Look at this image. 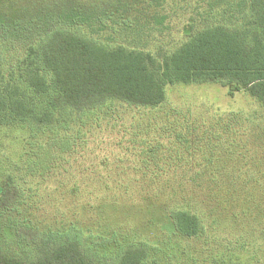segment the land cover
<instances>
[{"label":"rangeland","instance_id":"1","mask_svg":"<svg viewBox=\"0 0 264 264\" xmlns=\"http://www.w3.org/2000/svg\"><path fill=\"white\" fill-rule=\"evenodd\" d=\"M157 12L164 28L147 44L109 29L84 31L108 46L170 50L203 26H239L246 10L236 0L213 7L208 0H162ZM22 50L3 48L5 67ZM226 116L240 120L236 134L214 128ZM209 131L221 133L230 149L218 156L227 168L219 177L230 182L219 190L203 188L211 173L201 169L205 143H184L203 141ZM3 188L17 217L38 227L63 222L95 234L115 231L111 239H88L101 254L92 255L100 258L95 264H116L119 251L138 241L146 264H264V107L233 85L204 81L166 85L154 107L115 100L38 129L0 123ZM173 209L197 213L200 232L176 233Z\"/></svg>","mask_w":264,"mask_h":264},{"label":"trees","instance_id":"2","mask_svg":"<svg viewBox=\"0 0 264 264\" xmlns=\"http://www.w3.org/2000/svg\"><path fill=\"white\" fill-rule=\"evenodd\" d=\"M208 1L211 7L230 2ZM236 3L246 10L239 26L206 25L173 49L150 51L122 43L108 46L84 30L109 29L147 44L152 33L161 31L158 26L164 28L157 12L162 0H0V123L38 129L115 100L154 107L164 101L166 85L204 81L233 85L264 107V0ZM15 47L24 54L5 67L2 50ZM240 123L226 116L213 126L232 131ZM207 134L203 141L184 143H205L201 169L211 177L203 188L219 190L230 182L219 177L227 168L218 156L230 149L221 133ZM6 192L0 193V264H95L101 254L88 239L116 236L115 231L95 234L63 222L38 227L32 218L17 217L15 205L4 200ZM168 217L182 236L201 230L199 215L189 209H173ZM146 258L145 243L138 241L119 251L116 264H146Z\"/></svg>","mask_w":264,"mask_h":264},{"label":"water","instance_id":"3","mask_svg":"<svg viewBox=\"0 0 264 264\" xmlns=\"http://www.w3.org/2000/svg\"><path fill=\"white\" fill-rule=\"evenodd\" d=\"M186 33H188V31Z\"/></svg>","mask_w":264,"mask_h":264}]
</instances>
